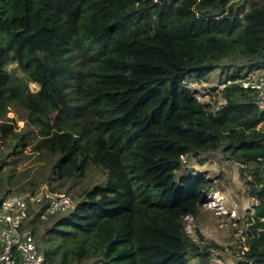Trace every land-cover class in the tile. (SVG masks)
<instances>
[{
	"label": "trees",
	"instance_id": "1",
	"mask_svg": "<svg viewBox=\"0 0 264 264\" xmlns=\"http://www.w3.org/2000/svg\"><path fill=\"white\" fill-rule=\"evenodd\" d=\"M224 60L264 69V1L0 0V144L54 155L53 191L105 175L37 234L48 264H212L183 217L213 183L184 160L215 151L255 201L234 263L264 264V112L239 71L218 109L188 87Z\"/></svg>",
	"mask_w": 264,
	"mask_h": 264
},
{
	"label": "rangeland",
	"instance_id": "2",
	"mask_svg": "<svg viewBox=\"0 0 264 264\" xmlns=\"http://www.w3.org/2000/svg\"><path fill=\"white\" fill-rule=\"evenodd\" d=\"M256 1L261 3L264 0ZM223 63L228 65L227 68L212 72L209 76V83L204 84L205 86L203 84H188V87L196 92L195 96L198 100L211 107L222 103V99H224L221 96L223 84L220 81H223L228 73L239 71L242 75L246 74V77L242 79L244 81L247 77L258 72L257 70L249 72L247 64L241 61L224 60ZM9 69H15V64L9 66ZM16 75L21 76L22 74L17 70ZM8 117L13 118L14 115L8 113ZM16 126L17 129H21L24 123L17 121ZM257 128L264 130V124H259ZM227 157L226 154L223 155L220 151H215L204 156L205 163L203 165H200L197 158L194 157L184 160L186 167L191 169V174H200L213 183L208 194L205 195L206 202L201 206L197 215L183 217L185 232L189 237L199 241L198 237L201 235L203 237L201 244L214 242L224 248V251L213 253L212 264H235L234 255L246 240L250 225L248 222L249 213H252L251 205L255 203L246 194V184L239 176L240 165ZM55 161L56 157L46 152L32 154L30 146L24 150L22 156H15L6 145L0 144V196L7 192L18 194L34 192L43 183L55 188L56 183L51 180ZM104 178L105 175L100 169L91 168V171L83 179H69L64 187L57 190L69 192L73 196V204H75L81 199V191L88 190L94 185H100ZM35 213V210H31L32 217L29 216L23 225L24 228L35 231V241L39 245L37 234L49 226L50 220L60 216L55 215L49 219L47 217L42 221L34 216ZM39 248L43 250V247Z\"/></svg>",
	"mask_w": 264,
	"mask_h": 264
},
{
	"label": "built area",
	"instance_id": "3",
	"mask_svg": "<svg viewBox=\"0 0 264 264\" xmlns=\"http://www.w3.org/2000/svg\"><path fill=\"white\" fill-rule=\"evenodd\" d=\"M241 86L254 95V104L260 112H264V69L247 77ZM224 104L225 99H222V103L214 108L218 109ZM73 205V196L69 192L53 191L47 183L41 184L34 192H7L1 195L0 264H48L43 250L36 244L34 231L24 228L23 223L29 216L32 217L31 210H35L33 215H38L42 220L63 215Z\"/></svg>",
	"mask_w": 264,
	"mask_h": 264
},
{
	"label": "water",
	"instance_id": "4",
	"mask_svg": "<svg viewBox=\"0 0 264 264\" xmlns=\"http://www.w3.org/2000/svg\"><path fill=\"white\" fill-rule=\"evenodd\" d=\"M29 87H30V90L33 92V93H35V92H37L38 90H37V87L34 85V84H30L29 85Z\"/></svg>",
	"mask_w": 264,
	"mask_h": 264
}]
</instances>
